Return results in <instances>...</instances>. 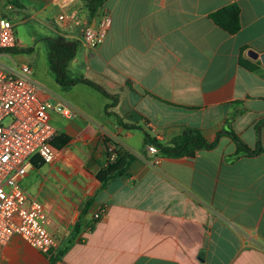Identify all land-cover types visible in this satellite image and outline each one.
I'll list each match as a JSON object with an SVG mask.
<instances>
[{
	"label": "crops",
	"instance_id": "obj_1",
	"mask_svg": "<svg viewBox=\"0 0 264 264\" xmlns=\"http://www.w3.org/2000/svg\"><path fill=\"white\" fill-rule=\"evenodd\" d=\"M230 3L241 8L236 34L209 17ZM104 9L111 25L104 42L91 47L82 36L94 19L81 0H0L15 28L19 21L38 26L34 41L36 34L80 40L73 75L118 96L107 113L111 99L87 83L64 88L56 80L50 87L34 77L41 99L72 110H51L56 158L34 156L21 180L24 187L40 174V189L49 183L45 195L24 189L47 208L58 247L79 222L57 264H264V126L263 150L236 159V143L223 132L232 128L257 145L264 64L248 51L264 53V0H107ZM60 15L80 21L65 24ZM16 36L17 47H28ZM117 115L139 127L122 126ZM187 126L208 141L222 134L216 147L192 158L148 151L146 132L168 143ZM107 140L135 160L101 187L96 173L107 163ZM49 258L19 235L0 245V264H50Z\"/></svg>",
	"mask_w": 264,
	"mask_h": 264
},
{
	"label": "built area",
	"instance_id": "obj_2",
	"mask_svg": "<svg viewBox=\"0 0 264 264\" xmlns=\"http://www.w3.org/2000/svg\"><path fill=\"white\" fill-rule=\"evenodd\" d=\"M59 19L65 24L80 21L64 15ZM110 25L109 14L102 13L94 27L85 28L82 41L91 47L100 46ZM16 47L15 24L0 12V245L19 235L51 257L59 240L50 230V214L42 201L29 198L21 180L32 166L34 156L45 162L56 158L52 140L58 129L51 122V110L66 116H71L72 110L62 102L52 104L40 98L42 86L32 77L28 63L15 60L7 63L2 59L9 49ZM148 151L159 153L154 145H149ZM157 160L155 157L154 162Z\"/></svg>",
	"mask_w": 264,
	"mask_h": 264
},
{
	"label": "trees",
	"instance_id": "obj_3",
	"mask_svg": "<svg viewBox=\"0 0 264 264\" xmlns=\"http://www.w3.org/2000/svg\"><path fill=\"white\" fill-rule=\"evenodd\" d=\"M84 3L85 9L91 19H99L105 11V3L107 0H81ZM209 17L222 29L230 34H236L241 29V8L238 3H230L210 13ZM49 43V59L50 69L58 83L69 88L79 82H84L101 91L104 95L111 99V102L106 105V112H109L110 107H114L118 101V96L110 94L101 85L91 79L83 76H74L69 68L70 62L76 56L77 49L80 46V40L68 39L65 37L47 38ZM241 64L246 68L253 70L256 68L254 64H250L245 60H240ZM118 123L126 128H137L134 124L125 123L120 116L117 115ZM264 126V120L259 121L256 127L258 141L256 147H250L239 135L232 129H226L223 132L227 133L236 143V151L231 156L232 159L239 158L242 155H256L263 150L261 141V128ZM220 132L217 138L213 141H208L201 130L195 127L187 126L184 132L172 138L168 143H162L156 138H153L146 132V143L156 146L163 156L168 157H195L196 153L201 149H212L218 144ZM56 147L58 144L52 142ZM112 155H114L113 158ZM106 158L107 163L96 173V179L101 187L108 184L109 181L122 175L135 160V156L131 153L118 149L114 142L106 141ZM89 203V202H88ZM79 228V222L76 223L71 237L66 243L57 248L55 255L49 258L50 264H57L68 250L72 243V238L75 236Z\"/></svg>",
	"mask_w": 264,
	"mask_h": 264
},
{
	"label": "rangeland",
	"instance_id": "obj_4",
	"mask_svg": "<svg viewBox=\"0 0 264 264\" xmlns=\"http://www.w3.org/2000/svg\"><path fill=\"white\" fill-rule=\"evenodd\" d=\"M6 16V15H5ZM9 19H12V16L7 15ZM16 35H20L22 40L25 43H28L27 46H18L17 48H11L7 51V56H3L2 59L7 63H12V60L26 62L31 66L32 77L44 81L50 87H56L57 81L53 76V73L50 69V59H49V50L50 46L47 42V39H42L43 36L36 34V40L34 41L31 37L34 30H38V26L32 21L28 23L17 22L16 24ZM49 169V165L45 167L41 173H45ZM44 181V178L40 174L33 175L28 180L23 181L24 187L28 190L30 195L33 197L38 193L40 195H45L49 191V183L47 186L40 189L39 183Z\"/></svg>",
	"mask_w": 264,
	"mask_h": 264
},
{
	"label": "water",
	"instance_id": "obj_5",
	"mask_svg": "<svg viewBox=\"0 0 264 264\" xmlns=\"http://www.w3.org/2000/svg\"><path fill=\"white\" fill-rule=\"evenodd\" d=\"M95 24H96V20L94 19L92 22V26L94 27ZM248 55L252 58H255V59L260 58L262 63L264 64V53L259 54L258 52L254 51V50H249Z\"/></svg>",
	"mask_w": 264,
	"mask_h": 264
}]
</instances>
